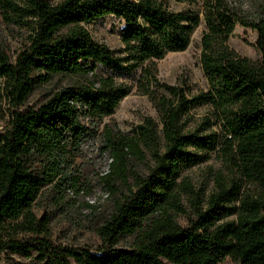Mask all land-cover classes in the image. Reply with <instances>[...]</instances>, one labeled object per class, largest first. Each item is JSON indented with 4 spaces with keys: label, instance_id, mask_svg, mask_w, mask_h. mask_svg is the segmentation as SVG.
Here are the masks:
<instances>
[{
    "label": "trees",
    "instance_id": "1",
    "mask_svg": "<svg viewBox=\"0 0 264 264\" xmlns=\"http://www.w3.org/2000/svg\"><path fill=\"white\" fill-rule=\"evenodd\" d=\"M199 1L205 24L200 64L208 91L189 99L181 88L157 82L155 61L186 48L199 22L192 11L173 12L157 0H0V19L27 35L14 57L0 45V79L10 107L0 132V255L43 264H264V3L258 1L256 13L247 15L235 0ZM107 16L128 25L121 34V60L84 27ZM238 24L255 31L257 62L229 49ZM91 58L118 67L123 62L127 72L141 69L138 90L156 108L161 129L145 119L133 135H124L105 124L129 89L94 74L89 86L62 88L37 108L24 109L31 93L54 77L87 76L91 70L84 62ZM199 104L219 119L220 138L183 132V116ZM83 120L100 133L110 158L103 182L119 195L113 213L96 229L95 253L53 245L47 218L34 211L45 193L64 186L61 165L70 163L87 136ZM216 148L262 194L239 198L238 187L219 186L206 217L184 229L171 214L180 209V170L203 160L189 149ZM148 157L142 176L136 164H146ZM238 199V208L222 206ZM233 215L234 221L215 225ZM127 239L130 245L123 247Z\"/></svg>",
    "mask_w": 264,
    "mask_h": 264
},
{
    "label": "rangeland",
    "instance_id": "2",
    "mask_svg": "<svg viewBox=\"0 0 264 264\" xmlns=\"http://www.w3.org/2000/svg\"><path fill=\"white\" fill-rule=\"evenodd\" d=\"M61 0H52L58 3ZM164 8L178 12L182 10L192 11L199 17L198 24L189 32V43L179 52H170L162 59L156 60V79L159 84H166L184 90L186 96L191 99L208 91V83L201 69L200 52L201 38L205 31L203 11L199 0H157ZM264 0H235L242 11L247 15H254L258 10L257 2ZM84 27L90 33L93 41L105 46L113 58L123 59L121 52V34L128 27L122 20L113 16H107L89 21ZM26 33L14 25L0 19V45L4 46L11 57L22 50L26 42ZM256 33L250 28L236 25L227 45L237 56L246 58L251 62L260 59L259 52L255 48ZM91 70L85 77L64 75L54 77L48 84L40 86L29 96L24 109H34L52 96L53 93L65 87L73 85H90L93 77H111L117 85L129 89L127 96L121 99L112 116L104 119V123L124 135H133L136 127L142 125L145 119H151L161 129L160 116L147 95L139 92V80L141 69L127 72L120 68L123 62H118L120 67L107 64L91 58L84 62ZM94 74L95 76H92ZM151 90L159 96L162 90L156 84L150 85ZM23 108L21 110H24ZM10 107L5 99L3 82L0 79V132L9 121ZM81 125L89 130L78 145L71 161L62 164L61 190L54 189L45 193L34 206L38 218L45 217L48 220L49 239L56 247L90 250L96 252L100 241L96 235V229L106 221L113 213V205L118 194L110 191L103 178L109 173L110 158L103 149L100 133L94 132L90 122L81 121ZM181 128L184 133H196L199 135L216 134L222 136V128L219 119L206 104L194 105L183 116ZM202 156L201 163L181 168L178 185V198L180 209L171 214L177 223L184 229L191 227L194 221L206 217L210 209L211 196L219 191V186L224 189L239 188V198L251 194L258 198L262 191L256 185L248 183L237 172L236 168L228 163L219 149L215 150H188ZM150 165L149 157L146 164H136V172L142 176L147 174ZM55 191V192H54ZM119 191L127 194L122 186ZM118 193V192H117ZM223 207H239V199L231 203L222 204ZM235 215L223 218L215 225L235 220ZM29 239L31 237L29 236ZM131 239L122 242L123 247L130 245ZM34 257V256H33ZM0 264H43L36 258L26 259L17 255H0ZM72 264H75L74 262ZM225 264H238L227 260Z\"/></svg>",
    "mask_w": 264,
    "mask_h": 264
}]
</instances>
